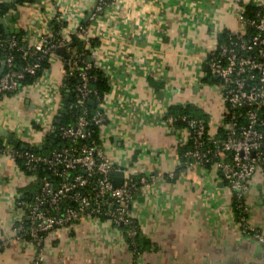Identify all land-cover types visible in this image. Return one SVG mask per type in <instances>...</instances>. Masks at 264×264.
I'll list each match as a JSON object with an SVG mask.
<instances>
[{"label":"crops","instance_id":"obj_1","mask_svg":"<svg viewBox=\"0 0 264 264\" xmlns=\"http://www.w3.org/2000/svg\"><path fill=\"white\" fill-rule=\"evenodd\" d=\"M96 2L19 0L4 18L29 42L55 15L65 23V36L83 25L96 41L87 59L110 84L101 145L125 178L154 177L131 206L147 244L135 256L123 224L87 218L49 232L40 264H264V243L242 232L222 173L181 154L189 147L186 134L164 120L170 105L182 103L205 113L211 133L220 129L225 104L218 83L205 81L208 53L226 32L240 28L238 16L247 5L264 8V0H114L91 17ZM72 42L66 53L77 51ZM64 63L57 53L40 85L0 95V130L27 146H43L36 128L41 93L51 84L54 95L66 91ZM37 187L34 176L0 152V264H32L37 256L36 247L14 231L22 214L17 197L29 200ZM245 199L251 224L264 234V166Z\"/></svg>","mask_w":264,"mask_h":264},{"label":"built area","instance_id":"obj_2","mask_svg":"<svg viewBox=\"0 0 264 264\" xmlns=\"http://www.w3.org/2000/svg\"><path fill=\"white\" fill-rule=\"evenodd\" d=\"M113 1L97 0L91 17L102 14ZM238 19L240 28L226 32L207 56L206 73L218 79L225 104L220 129L213 134L209 131L208 121L169 112L165 113L164 120L186 134L189 147L185 156L201 165H214L222 173L231 191L232 203L239 210L242 232L264 243V234L249 220L245 199L251 178L259 167L264 166V8L253 15L241 12ZM17 31H10V37L0 41V51H6L4 59H0V67L3 61L5 63L0 76V95L20 93L40 85L50 68H43L44 61L51 66L57 49L68 47L73 36L83 40L86 48L91 46V38L83 25L78 26L70 37L63 34V29L56 36L47 22L40 37L33 42L20 40ZM18 53L30 62L21 64L17 60ZM85 53H70L71 67L64 72L65 79L68 76L78 79L74 87L70 82L67 87L73 90V99L66 112L75 115V122H61L55 127L57 114L49 113L52 108L60 109L64 90L59 89L54 95L56 88L51 84L41 93L36 128L42 132L43 139L47 133L54 135L59 140L58 147L46 155L32 150L30 146L35 144L22 149L6 140L0 147V152H8L13 160H22L23 168L39 182L29 200L18 196L16 201L22 214L14 231L18 238L36 247L38 252L32 264L42 262L44 241L49 232L87 218L109 219L117 226L126 225L127 233L133 239L138 232L131 213L134 195L141 187H149L154 179L143 174L137 179L123 176V183L114 185L113 172L117 168L104 151L100 136V127L107 120L106 94L102 96L91 87V80L96 76L90 71L96 65ZM40 70L41 75L32 83L23 84L24 79L36 76ZM90 100L96 106L93 112L89 109ZM178 122H182L180 127ZM53 127L55 134H51ZM95 127L99 129L97 135ZM42 167L48 172L39 177ZM3 245L0 242V247Z\"/></svg>","mask_w":264,"mask_h":264},{"label":"trees","instance_id":"obj_3","mask_svg":"<svg viewBox=\"0 0 264 264\" xmlns=\"http://www.w3.org/2000/svg\"><path fill=\"white\" fill-rule=\"evenodd\" d=\"M25 1V0H23ZM29 1V0H26ZM17 4H13L12 2H0V17H7L11 12L16 11L17 10ZM262 7L259 6H253L252 4L247 5L246 10H245V14L246 15H253L254 13H256L257 11H259ZM65 23L58 18V15H55V17L50 21V26L53 29V31L55 32L56 36H58V34L61 32V29H63ZM23 33L24 31L22 30H18L17 31V37L22 40L23 39ZM7 36L5 35V31L3 28V25L0 23V41L6 40ZM72 41L75 42L76 46H77V51H84L86 52V58L90 56V49L86 48L85 46V42L81 39H79L76 36H73ZM96 41L91 40V45L94 46L96 43ZM6 55V51H0V59H4ZM17 60L21 63H27L30 62L29 58H25L22 54H17ZM65 63H64V69L68 72L70 70L71 67V61L69 59H64ZM50 67V63L47 61H44L43 63V68H49ZM91 74L95 75L96 78L91 80V87H93L94 89H97L98 92L104 96L109 90H110V84H109V80L108 77L106 76V74L104 73V71L99 68L98 66H94L91 69ZM41 75V70L37 73L36 76H28L26 79L23 80V84H29L32 83L37 77H39ZM66 82H70V85L72 87L75 86V84L78 82V79L75 77H71L68 76L66 77ZM218 79L215 78L214 76L211 75H207L205 77V81L208 82H218ZM11 93V92H10ZM8 94V93H7ZM96 108V106L91 105L90 106V111L93 112L94 109ZM169 114H175V115H187L189 117H196L198 119L204 120L207 122L206 117H205V113L199 112L197 111L194 107L188 105V104H172L169 106ZM75 115L72 114L70 111L66 112L63 117H62V124H69V123H73L75 122ZM182 122H178L177 125H181ZM95 131H96V135L99 132V129L97 127H95ZM3 137L0 135V147L3 146ZM59 144V140H57V138L54 135H50V134H46V136H44V144H43V149H39V147L36 146H30L32 150H34L36 153L38 154H48L51 151H53L55 148L58 147ZM47 146V147H46ZM183 150L181 152V154H184ZM21 165H22V160L18 161ZM23 168V166H22ZM24 169V168H23ZM29 172V171H28ZM48 172V170L44 169V167H42L39 170V177L45 175ZM39 185V182H38ZM23 193V191H22ZM25 194H22L21 198H25ZM235 208V212H236V216L238 218L239 216V210ZM122 228L124 230V233L126 235V240L129 244L130 249L134 252L135 256L142 250L145 249V244H147L146 240L144 237H142L140 235L139 232H137V235L132 239L131 237H129L128 233H127V229L128 227L126 225H122Z\"/></svg>","mask_w":264,"mask_h":264},{"label":"water","instance_id":"obj_4","mask_svg":"<svg viewBox=\"0 0 264 264\" xmlns=\"http://www.w3.org/2000/svg\"><path fill=\"white\" fill-rule=\"evenodd\" d=\"M18 1L19 0H12V3L16 4ZM14 17L17 18L18 17V13H15ZM0 23L3 25L4 31H5V35L9 38L10 37V28L8 26V23H7L6 19L4 17H0ZM71 45L74 46L75 42H72ZM57 51L63 57H65L67 59L71 58V54L66 53V46H60L57 49ZM4 65H5V63L3 61L2 65L0 67V76H1V73L3 72V70H4ZM72 91H73L72 89L67 88L65 93H64V96H63V98L61 100V106H60L59 112L57 113V118L55 120V127H56V125L61 124L62 117H63V115L65 114V112L67 110L68 104L73 99L72 96H71V92ZM89 104L90 105H94V101L90 100ZM55 127H53V129L51 130V134H55V131H56ZM0 133H2V135H4L14 146H18V147H20L22 149H27L28 146L25 143H21L20 140L18 138H16L13 133H10V132H8V131H6L4 129H1ZM40 149H43V146H41ZM113 176H114L113 177L114 185L120 186L123 183V180H124V178H123L124 171L123 170H115L113 172Z\"/></svg>","mask_w":264,"mask_h":264},{"label":"rangeland","instance_id":"obj_5","mask_svg":"<svg viewBox=\"0 0 264 264\" xmlns=\"http://www.w3.org/2000/svg\"><path fill=\"white\" fill-rule=\"evenodd\" d=\"M222 116H223V114H222Z\"/></svg>","mask_w":264,"mask_h":264}]
</instances>
